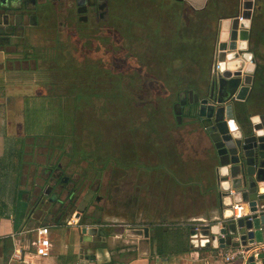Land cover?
<instances>
[{
	"label": "rangeland",
	"instance_id": "rangeland-1",
	"mask_svg": "<svg viewBox=\"0 0 264 264\" xmlns=\"http://www.w3.org/2000/svg\"><path fill=\"white\" fill-rule=\"evenodd\" d=\"M151 1L121 0L120 5L115 6L118 25L111 24V33L96 31L90 39L68 41H57L45 35L32 40L27 51L20 54L0 53V151L6 152L11 145L20 143L21 136L28 146L17 145L23 147L22 159L27 164L23 168L26 178L21 189L24 186L27 190L32 189V180L37 179L36 169L41 173L44 167L61 163L68 166L66 173L69 176L77 166L79 173L89 172L91 178L94 176L93 163L100 168L103 185L109 186L107 192L105 187L102 188L101 194L111 201L126 199L123 198L127 203L126 214L117 207L111 209L114 215H119L117 221L133 224V206L137 202L133 198H137L136 195L143 198L141 203L138 202L142 205V223L151 225L149 222L153 220H169L162 214H152L155 218L151 219V211H156V200L151 191L158 192V183L154 180L158 175L164 178L170 177L171 173L179 175L187 166L186 169L196 174L198 163L184 162L182 152L179 148L175 150L177 143L172 135L182 126L174 120L172 105L161 101L160 97L166 95L148 91L145 85L148 71H143L148 66L154 68V72L162 73L169 67L184 66V61L177 59L167 66L162 64L165 56L162 51V54H156L160 51L155 47L156 43L151 48L147 33H153L150 30L157 28L170 39L176 35L178 28L175 26L179 25V30L183 31L186 26L195 25L190 32L195 30L193 35L198 38L194 47L196 60L202 66L209 62L211 67L217 29L216 23L210 22L209 18L204 21L192 14L188 16V5L177 3L172 8L158 0L161 1L159 6L152 9ZM161 16L167 17V25L163 27L155 24ZM129 20L131 24L126 22ZM137 23H141V27ZM157 31L158 42L160 34ZM203 48H206L204 57L199 54ZM188 49V44L179 46L180 52ZM20 57L31 61L23 65L13 63ZM205 69L204 78L209 82L211 69ZM151 84L155 83L152 81ZM143 98L149 103L142 102ZM24 132L27 135H23ZM90 156L93 161L88 164L86 161L91 162ZM72 158L79 160L70 165ZM165 159L176 161L169 167L170 171L166 169ZM38 182L40 186L44 184V181ZM179 192L173 194L175 206L182 202L181 197L175 196ZM195 195L190 193V197ZM164 201L162 198L157 200L158 212L162 211L159 206ZM79 202L77 207H81ZM173 216V219L182 217L181 214ZM118 224L121 223L115 225ZM189 224L190 227H201L204 223ZM128 231L129 235L124 239L133 245V232ZM125 243L121 239L118 244L124 246ZM133 257L130 253L125 258Z\"/></svg>",
	"mask_w": 264,
	"mask_h": 264
},
{
	"label": "crops",
	"instance_id": "crops-1",
	"mask_svg": "<svg viewBox=\"0 0 264 264\" xmlns=\"http://www.w3.org/2000/svg\"><path fill=\"white\" fill-rule=\"evenodd\" d=\"M161 1H164L172 8H174L175 5L177 6V3L180 5L179 1L177 0ZM161 1L152 0L150 3V8L158 7ZM184 1L186 5H188V8H190L188 16L192 14V11L200 12L206 9L209 4V0ZM218 1L219 9L222 13L221 16H230L231 12L236 10V2L232 0ZM173 2L175 4H173ZM178 7L181 8L180 6ZM237 10L235 12H237ZM160 15L161 14H159V16ZM261 54L264 56V49ZM262 56L260 53L257 54L256 63L260 62V75L262 82H260L259 86H261V89L263 88L262 90H264V57ZM257 91L258 94L252 100H250L251 105H254L255 101H258L263 97L259 91V88ZM262 101H264V99ZM172 115L175 122L177 123L178 120L173 112ZM191 117L192 116H187L184 114L182 116L181 124L178 123L182 127L178 126L180 129L179 132L174 133L172 136L173 140L175 139L177 143V145H175V150L179 148V150L182 152L184 162L193 161L198 163V172L196 174L191 173L189 169H186L188 168L187 166L182 171L183 173H180L179 175H174L171 173L170 177L165 178L158 175V179L156 178L154 180V182L158 183V192L155 194L154 191H151L153 198L156 200V211H151V219L155 218L152 214H156V216L162 214L166 218H169L167 221H154L152 219L153 221L149 222L151 225L142 223V205L138 204V202L141 203L143 198L137 195V198H133L134 201L135 199L137 201L134 202L133 206V224L140 228L137 231H132L134 236L133 239H135V242H132L133 245H130V242L124 239L125 236L129 235L128 230L130 229H123L122 225L125 224L127 227L129 224L125 223V220L117 221L116 218H119V215H117V217L111 210L114 206V208L117 207L119 211L123 210L124 214H126L125 211L127 208V203L125 201V197H123L125 200L121 198L120 200L118 199V202H116L109 200L106 195H103L107 197V199H103L101 201L100 206L102 210H100L96 215L97 219L100 220L101 224L105 227H107V225H113V228L110 232L112 238H108L106 242H86L85 240H82V233L79 228L80 223L77 224V213L79 212V209L75 206H71L69 210H63L60 205H57L53 209V218H45V220H43L39 225H34V223H32L28 217L34 207L35 200L40 194L39 192L41 191V188L46 183V180L42 176H39L40 170L36 169L37 173L35 177L37 178V181L35 178H33L32 182L34 183L32 189L27 190L26 186L22 187L21 189V186L23 185V179L26 178V175L23 173V168H26L27 166L24 159H22V174L17 189L12 190L8 186L0 187V264H21L20 262H16L14 260V253L17 252V250L24 251L26 256H31L34 254V247L32 245V242L35 240L34 231L41 225H49L51 227V255L50 257L42 260L27 259V261H32L34 264H242V260L228 263L221 259V257L217 256L221 249L219 245L211 246L206 251H199L202 249L199 247L196 251L175 254L173 253L174 242L172 239H167L168 241L165 239L164 241V247L168 256L162 257L157 254V248L160 246V242L158 240H153V237H155L154 231L156 229L161 227L171 231H174L175 229L184 230L182 227L185 225L189 226V223H194L197 221L211 223L213 220H219V217H223L224 208L222 207L221 203L222 195L214 176L215 161L213 160V144L211 143L209 136L202 125L198 121L193 120ZM24 133L25 134L23 135H27V132ZM6 138L7 137H5V139ZM20 138H22V136ZM6 140H8V138ZM155 142L158 144V141ZM23 145H25V142ZM25 150L27 151V149ZM1 151L0 161L5 160L4 162H6L7 151ZM174 161L175 159L164 160L167 165L166 169L168 171H170V166L175 165L176 161ZM183 164L184 163L182 161L181 165ZM191 167L193 166L191 165ZM1 178L2 179H0V183H6L7 185L9 180L6 179L8 178L6 173L5 177ZM38 180L44 181V184L40 186ZM89 182L90 181H87L85 184L89 185ZM139 183H141L140 180ZM124 187L126 188L125 185ZM176 191H180V194L176 193L175 196L181 197L180 200L182 202L181 204L175 206L173 203V194ZM191 192L196 194L195 197H190ZM262 192L264 191H260V193ZM85 194L86 189L84 188L81 194L80 191H77L75 196H78V199H81L85 197ZM62 197L66 201L67 196L63 194ZM2 198L4 199L3 202ZM159 198L165 200L159 206L162 209L160 212L157 211V200H159ZM31 200L33 201L32 208L30 204ZM174 208H181V210L177 211L174 210ZM190 208H192V210H190ZM36 214H39V212L36 211L35 215ZM175 214H181L182 217L173 219V215ZM123 218L125 219L124 216ZM118 222L121 224L115 225ZM140 224L143 226L141 227ZM146 228H149L148 238L145 237ZM121 239L123 243L126 241L124 246H120V244H118L120 243ZM187 240L188 238L184 237L180 243L181 246L188 244ZM170 247H172V249ZM11 248H13V251ZM168 248H170V251ZM222 250L228 253L230 248H225ZM130 253L134 257L125 258L126 256H129ZM261 264H264V259H262Z\"/></svg>",
	"mask_w": 264,
	"mask_h": 264
},
{
	"label": "water",
	"instance_id": "water-1",
	"mask_svg": "<svg viewBox=\"0 0 264 264\" xmlns=\"http://www.w3.org/2000/svg\"><path fill=\"white\" fill-rule=\"evenodd\" d=\"M255 2L238 0L237 12L220 19L217 40L219 54L214 68L216 78L210 94L190 91L189 99H182L174 109L181 124L182 107L191 105L193 120L198 121L207 132L213 144L215 178L224 208L223 217H219V220H213L202 230H191V244L195 248L243 246L249 251L256 243H264V192L260 193L264 189V114L251 113L250 103L247 104L256 71L252 54L245 50L253 25ZM57 183L50 180L42 188L41 203L31 210L29 220L33 219L36 211L47 215L51 207L57 205L63 210L77 207L72 189L66 187L68 199L65 201L59 195L60 191H54ZM232 190L233 195L230 194ZM234 203L247 205V215L237 221L232 220L234 212L231 206ZM220 220H224L221 226ZM79 228L86 242L107 240L106 227L100 220L88 217L80 223ZM148 235L149 228H146L145 237L148 238ZM203 240L206 242L203 243ZM262 259L263 254L258 259L249 256L248 264H261Z\"/></svg>",
	"mask_w": 264,
	"mask_h": 264
},
{
	"label": "flooded vegetation",
	"instance_id": "flooded-vegetation-1",
	"mask_svg": "<svg viewBox=\"0 0 264 264\" xmlns=\"http://www.w3.org/2000/svg\"><path fill=\"white\" fill-rule=\"evenodd\" d=\"M177 1H179L181 6H186L184 0ZM232 1L236 2L237 6H235V9L237 10L239 6L238 0ZM120 2L121 0H0V53H11L14 55L16 53L20 54L23 51H27L32 40L39 39L45 35H50V37L57 41H68L70 39H90L93 37V33L96 31L106 30L107 32L111 33V24L113 23L116 26L118 25L116 20L118 18L116 8L120 5ZM115 6L117 7L115 8ZM235 11H232L231 14L234 15V13H236ZM222 17L223 16L220 15L215 21L217 30L212 66L210 67L211 76L209 82H207V84L204 85L201 90L194 91L195 93L199 92V94L201 95L210 94V91L212 90L211 85L213 86V80L216 78L214 68L219 54L217 40L220 30V19ZM166 18L167 17L161 16V20L156 21L155 24L162 27L165 26L167 24ZM126 22L130 23L131 20ZM252 24L253 25L250 30L247 47L245 50L252 54V61L253 64L256 65V71L253 75V86L251 87V90L249 92L247 104L250 103V100H252L258 94V88L261 92V95L264 97V90H262L263 88L261 89V86H259L260 82H262L260 75L261 66L260 62L256 63L257 54L260 53V55L262 56L261 52L264 49V0H256L253 9ZM137 26L141 27V23ZM147 28L150 30V26H147ZM150 31H152L153 33H147V38L150 40L152 44L151 48L153 49L156 42L155 33L157 30H153L152 28ZM157 32H159L160 38L163 37V39L165 40L158 43L155 47L159 48L162 53H169L172 49V42H168V38H166L167 34L162 35L160 30ZM255 47H257V50H255ZM20 48H22V50ZM29 61L31 60L20 57L19 59L13 60V63L23 65L25 63H28ZM163 64H165V66L168 65L166 62ZM263 97L260 100L255 101L254 105H251V103L249 104L251 113L264 114V101H262L264 99ZM136 98L141 99V97ZM184 98L189 99V93L183 95L176 104H173L172 111L174 115L175 106L180 104V101ZM192 111L193 108L191 107V105L187 104L186 106L182 107V116L184 114H186L187 116H191ZM86 156L88 157L89 155ZM89 159H91V162L86 161L88 164L92 163L93 161L92 156H90ZM78 160L79 158H72L70 160V165H73L75 161L78 162ZM213 160L215 161V159ZM76 167H73V175L69 176L66 173V168H68V166L66 167L59 163L56 166L44 167L39 176H42L46 180V183L43 187H45L50 180H52V183H54V181H58L54 191H60L61 194L59 195L64 194L67 196L68 191L66 187L70 190L72 189L76 204L79 202V199L78 196H75V194L77 193V191H80L81 194V192L85 188V197L81 198L79 202L81 207H77L79 209V212L77 213L79 215L77 224L81 223L88 217H90V219L92 220L97 221L98 219L96 214L99 213L100 210H102L100 203L103 199H107V197L101 194V192L103 191H101V189H104L105 185H103V182L100 179V168L92 163L93 168L91 169V171L92 173H94V176H91L90 178L91 174L89 175V172L81 174L78 172L79 170ZM83 175H85V177ZM215 175L216 173L214 169V176ZM65 180H68L66 184L63 183V181ZM87 181H90L89 185L85 184L87 183ZM62 187H64V189H62ZM42 188L39 192L40 194L38 198L35 200L33 209L35 208L37 203L40 202V197L43 190ZM108 188L105 187L106 192L108 191ZM67 199L68 197H66V200ZM51 208V212L47 215L43 214L41 211L39 212V214H34L31 222L34 223V225H39L43 220H45V218H53L54 207ZM112 208H114V206ZM112 228L113 225H107V227L105 228L107 230V239L111 236L110 232ZM122 228H128L132 231H137L140 229L135 224H129L127 227L125 224H123ZM84 239L85 238L82 235V240ZM11 249L13 251V248Z\"/></svg>",
	"mask_w": 264,
	"mask_h": 264
},
{
	"label": "trees",
	"instance_id": "trees-1",
	"mask_svg": "<svg viewBox=\"0 0 264 264\" xmlns=\"http://www.w3.org/2000/svg\"><path fill=\"white\" fill-rule=\"evenodd\" d=\"M227 1V0H226ZM194 17L201 18V20H204L206 18L211 19L210 22L216 21V19L222 15L219 9V1L218 0H209V4L206 7V9L200 11V12H191ZM190 23V22H188ZM179 24V23H178ZM179 25L175 26L178 29L176 30L174 37L168 39V42H172V49L170 50L169 53H163L165 56L164 62L169 65V63H172L174 60L181 59L184 64V66H179L176 68H167L164 69L162 73L159 72H154V68L146 67L143 68V71L146 70L148 71L147 74V83H145L146 88L148 91L155 92L159 95L163 93L164 98L160 97L161 101L163 102H169L172 106L173 104H176L179 99L182 98L183 95L189 93L190 91H199L203 88L204 85L207 84L208 81L205 80L204 72L205 68L210 70V65L209 62L206 63V65L202 66L198 64V61L196 60L195 54L196 51L194 49L195 44L197 42V39L194 34V31L190 32L191 29L195 28V25H189L183 31L179 30ZM174 33V30H173ZM168 38V37H166ZM204 38V37H203ZM165 39L159 38V41L157 42L156 38V45ZM194 41V42H193ZM204 43V40H202ZM194 46L192 47V44ZM188 44V51L185 52L182 50L180 52L179 46H187ZM205 46V44H204ZM206 48H203L202 50L199 51V54L201 53L202 56L204 57V53ZM156 54L160 55L162 54L161 51L157 52ZM168 58V60L166 59ZM149 71H153L154 73H150ZM156 74H161L162 76H157ZM141 80V79H140ZM132 81V80H131ZM154 82L155 84L152 85L151 82ZM135 85V84H132ZM142 100V99H140ZM142 102L149 103L148 100H145L143 98ZM168 104V103H167ZM156 112V111H155ZM152 118V116H151ZM20 143H16L15 145H11L10 149L7 151V159L6 162L3 160L0 161V179L1 177H5V173L7 175L9 182L7 183H0L1 186H8L12 190H16L17 186L19 184V180L22 174V156H23V147L18 148V144L23 145L24 140L22 138H19ZM18 157L19 159H16ZM87 157V156H85ZM82 158V157H81ZM85 159V158H83ZM15 163V164H14ZM7 170V171H6ZM4 187V189H5ZM185 230H180V229H175L174 231L167 230L165 228H158L154 231L155 237H153V240H158L160 242V246L157 248V254L162 256V257H167V251L164 247V241L165 239L170 240L172 239L174 242V251L173 253L178 254V253H186V252H192L196 251L197 248L193 247L191 244V227L188 225H185L184 227ZM184 237L188 238V244H184L181 246L182 239ZM167 240V241H168ZM180 244V245H179ZM172 249V247H170ZM170 248L168 250L170 251ZM209 248H202L199 251H206Z\"/></svg>",
	"mask_w": 264,
	"mask_h": 264
},
{
	"label": "built area",
	"instance_id": "built-area-1",
	"mask_svg": "<svg viewBox=\"0 0 264 264\" xmlns=\"http://www.w3.org/2000/svg\"><path fill=\"white\" fill-rule=\"evenodd\" d=\"M240 20L242 21V17H240ZM216 69L218 70L219 66H217ZM230 194L233 195L234 191H230ZM231 208L234 212L232 220L237 221L238 219L247 215L246 204H233ZM223 222L224 220H220L219 225L221 226ZM210 224L211 223L204 222L201 227H191V230L199 231L200 228L207 227ZM34 232L35 240L32 242V245L34 247V254H32L31 256H26L24 251L17 250V252L14 253V260L16 262H20L21 264H34V262H29L27 261V259L42 260L50 257L52 248L50 240L51 227L49 225H41L37 227ZM261 254L264 255V243H256L255 245L250 247L249 251L246 250V248L243 246L238 248H230L228 253L220 249L219 254L217 256L221 257V259L225 260V262L228 263L235 262L237 260H242V264H248L249 256H254L255 259H258Z\"/></svg>",
	"mask_w": 264,
	"mask_h": 264
},
{
	"label": "bare ground",
	"instance_id": "bare-ground-1",
	"mask_svg": "<svg viewBox=\"0 0 264 264\" xmlns=\"http://www.w3.org/2000/svg\"><path fill=\"white\" fill-rule=\"evenodd\" d=\"M263 191H264V189H263ZM199 234H200V233H199ZM198 237H199V236H198ZM144 242H145V241H144ZM202 242H203V243H205L206 241H205V240H203ZM199 243H200V241H199ZM145 244H146V243H145ZM145 246H146V245H145Z\"/></svg>",
	"mask_w": 264,
	"mask_h": 264
}]
</instances>
